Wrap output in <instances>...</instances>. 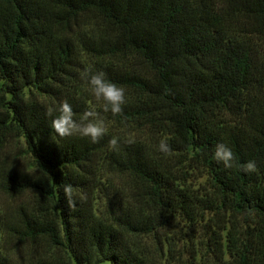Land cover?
I'll return each mask as SVG.
<instances>
[{"label":"trees","instance_id":"obj_1","mask_svg":"<svg viewBox=\"0 0 264 264\" xmlns=\"http://www.w3.org/2000/svg\"><path fill=\"white\" fill-rule=\"evenodd\" d=\"M90 67L126 89L122 114L95 101L80 76ZM65 100L77 120L94 106L108 134L59 137L45 112ZM15 140L28 169L6 165ZM218 143L237 166L214 159ZM249 160L258 173L239 170ZM0 189L31 194L15 221L0 210V244L48 245L36 264H150L137 236L208 211L223 217L207 233L219 264H264V0H0ZM11 261L0 246V264Z\"/></svg>","mask_w":264,"mask_h":264},{"label":"rangeland","instance_id":"obj_2","mask_svg":"<svg viewBox=\"0 0 264 264\" xmlns=\"http://www.w3.org/2000/svg\"><path fill=\"white\" fill-rule=\"evenodd\" d=\"M6 165L10 168L28 169L32 166L31 159L24 152L21 141H13L7 148ZM117 179V180H116ZM129 182L136 190L141 183L129 175L115 176V181ZM205 178L192 177L191 183L195 188L201 189ZM31 194H11L0 189V210L4 212L2 218L9 221L17 219L19 207H29ZM223 217L213 215L211 211L205 213L203 221L192 224L182 219H174L162 230L154 234L137 236L139 248L148 257L150 264H176L185 260L196 258L198 264H219V257L214 253L213 246L209 245L207 233L210 232L216 220ZM167 239V242L164 240ZM3 245L11 257L13 264H36L48 258L52 251L48 245L41 242L32 243L20 241L14 235L6 234L2 237ZM209 246H208V245ZM193 261V260H192ZM99 264H109L103 261Z\"/></svg>","mask_w":264,"mask_h":264},{"label":"clouds","instance_id":"obj_3","mask_svg":"<svg viewBox=\"0 0 264 264\" xmlns=\"http://www.w3.org/2000/svg\"><path fill=\"white\" fill-rule=\"evenodd\" d=\"M80 76L82 80L87 82L89 91L95 101L100 103L104 113L111 112L114 116L122 114L123 107L128 102L126 89L123 86L107 79L104 71H94L91 67L85 69ZM55 113L58 114L54 115ZM45 115L53 117L51 127L61 138L79 136L87 138L91 143H98L109 132V127L101 112L94 106H90L77 120L72 105L65 100L59 104V107L55 105L48 107ZM169 139V137L161 138L158 143V150L165 155H171L173 152ZM123 142L127 145H134L136 137L134 134H129ZM120 144V138L114 136L109 140L108 147L112 151H119ZM214 159L218 163H222L225 169H232L237 166L236 154L231 147L224 143L216 144ZM239 170L251 175L258 173L259 168L254 160H249L247 163L239 165ZM63 192L69 206L75 208L76 200L72 185L65 184ZM81 199L83 200L84 197H81Z\"/></svg>","mask_w":264,"mask_h":264}]
</instances>
